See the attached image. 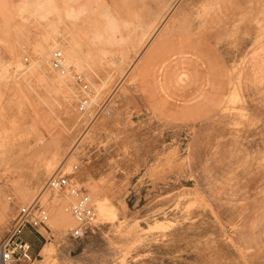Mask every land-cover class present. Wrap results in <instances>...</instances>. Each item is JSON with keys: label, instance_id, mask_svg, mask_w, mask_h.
Wrapping results in <instances>:
<instances>
[{"label": "rangeland", "instance_id": "obj_1", "mask_svg": "<svg viewBox=\"0 0 264 264\" xmlns=\"http://www.w3.org/2000/svg\"><path fill=\"white\" fill-rule=\"evenodd\" d=\"M54 1L0 0V242L41 192L31 264H264V0ZM59 169L115 216L75 237Z\"/></svg>", "mask_w": 264, "mask_h": 264}, {"label": "built area", "instance_id": "obj_2", "mask_svg": "<svg viewBox=\"0 0 264 264\" xmlns=\"http://www.w3.org/2000/svg\"><path fill=\"white\" fill-rule=\"evenodd\" d=\"M50 61L55 70L71 75L72 80L79 86L82 93L79 100L80 108L83 111L86 110L89 106L88 91H90V87L85 74L65 63L64 52L60 48L54 50ZM47 189L67 191L76 199L70 206V212L76 221V225L72 228V234L75 237H83L94 230L97 213L93 201L86 189L72 180L69 173L61 169L55 171L43 185V190ZM47 220L48 213L40 201V196H37L29 204L19 207L5 237L0 242V264H31L34 258L32 245L24 238V229L27 226L32 228L45 226Z\"/></svg>", "mask_w": 264, "mask_h": 264}, {"label": "bare ground", "instance_id": "obj_3", "mask_svg": "<svg viewBox=\"0 0 264 264\" xmlns=\"http://www.w3.org/2000/svg\"><path fill=\"white\" fill-rule=\"evenodd\" d=\"M35 6V5H34ZM35 10H34V14L41 17V18H45L47 17L49 14L51 13H55L57 11V6L55 5V1L54 0H38V3H36V6L34 7ZM16 61V60H15ZM16 63V62H14ZM20 64H22L21 62H19ZM18 63V64H19ZM17 64V63H16ZM15 65V64H14ZM15 69V68H14ZM17 70V69H16ZM14 70V71H16ZM18 72V71H17ZM90 90V89H89ZM92 97V96H91ZM92 99V98H91ZM89 104H90V98H89ZM79 109L82 110L80 108V103H79ZM83 111V110H82ZM80 140V139H79ZM5 145V144H2V146ZM11 145V144H9ZM29 149V148H28ZM16 150V145H11V146H7L5 148H1L0 149V173L4 170V171H7L9 169V166L10 165H13L11 164L10 162V153L14 152ZM25 151V150H23ZM58 152V151H57ZM22 153V152H21ZM70 154V153H69ZM20 155V153H19ZM15 157V155H14ZM13 160V159H12ZM50 161V160H49ZM69 164H67L68 166ZM60 166V165H59ZM69 167V166H68ZM69 169V168H68ZM70 170V169H69ZM6 174V173H5ZM1 177V175H0ZM61 191V190H59ZM67 192V191H65ZM69 195L70 193L67 192ZM88 193V192H87ZM89 195V194H88ZM37 196H41V192L37 195ZM36 196V197H37ZM72 196V195H70ZM90 196V195H89ZM35 197V198H36ZM73 197V196H72ZM34 198V199H35ZM48 198V197H47ZM46 198V199H47ZM74 198V197H73ZM91 198V196H90ZM45 199V200H46ZM49 199V198H48ZM92 199V198H91ZM75 198H74V202H75ZM95 200V202H94ZM92 199L93 201V204L95 206V210H96V213H98V216L100 215V218H103L104 220H109L107 218H113L115 216V213H116V210L114 209L115 207H113L109 202V199H107V196L106 197H101V196H97L95 199ZM33 201V200H32ZM31 201V202H32ZM52 201V200H51ZM0 202H1V197H0ZM57 201H53V203L55 204ZM73 202V203H74ZM29 204V203H28ZM25 205V204H24ZM47 210V209H46ZM48 213V212H47ZM59 213H60V216L57 217V221L59 223V225H61L63 227V229H66L65 227H67L68 223H69V219H67L66 215L64 216L63 215V212L62 210L59 208ZM99 218V217H98ZM98 222V221H96ZM93 231V230H92ZM62 236V235H61ZM67 239V238H66ZM98 241V240H97ZM64 242V241H63ZM100 243V242H99ZM60 244V243H59ZM89 244V243H88ZM46 246V245H45ZM61 247V246H60ZM69 247V246H68ZM67 247V248H68ZM58 249V248H57ZM62 249V247H61ZM69 249V248H68ZM89 249V248H88ZM60 250V249H59ZM55 251V246L54 245H51V246H47L44 250L45 253H53ZM56 252V251H55ZM88 252V250H87ZM92 252V251H91ZM84 253V252H83ZM93 253V252H92ZM61 254V253H59ZM82 254V253H81ZM46 255V254H45ZM58 255V254H57ZM79 260L81 259V257L78 258ZM83 259V258H82ZM33 262V261H32ZM40 262V261H39ZM79 262V261H77ZM35 264V263H34Z\"/></svg>", "mask_w": 264, "mask_h": 264}, {"label": "crops", "instance_id": "obj_4", "mask_svg": "<svg viewBox=\"0 0 264 264\" xmlns=\"http://www.w3.org/2000/svg\"><path fill=\"white\" fill-rule=\"evenodd\" d=\"M23 236L24 238L29 241L32 245V250L33 248H39V236L37 234V230L36 229H33L32 227L30 226H27L25 229H24V232H23ZM49 246V245H46V246H43L42 248V252H44L45 248ZM45 253V252H44ZM40 261V262H39ZM35 264H43V259H39V260H36L34 261ZM33 263V264H34Z\"/></svg>", "mask_w": 264, "mask_h": 264}]
</instances>
